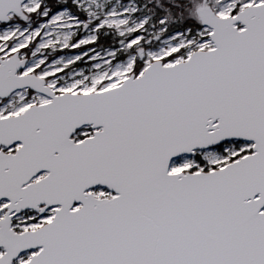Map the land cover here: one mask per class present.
<instances>
[{
  "label": "snow or ice",
  "instance_id": "snow-or-ice-1",
  "mask_svg": "<svg viewBox=\"0 0 264 264\" xmlns=\"http://www.w3.org/2000/svg\"><path fill=\"white\" fill-rule=\"evenodd\" d=\"M0 264H264V0H0Z\"/></svg>",
  "mask_w": 264,
  "mask_h": 264
}]
</instances>
